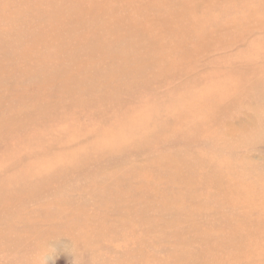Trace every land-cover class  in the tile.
Listing matches in <instances>:
<instances>
[{"label": "rangeland", "instance_id": "rangeland-1", "mask_svg": "<svg viewBox=\"0 0 264 264\" xmlns=\"http://www.w3.org/2000/svg\"><path fill=\"white\" fill-rule=\"evenodd\" d=\"M0 264H264V0H0Z\"/></svg>", "mask_w": 264, "mask_h": 264}]
</instances>
